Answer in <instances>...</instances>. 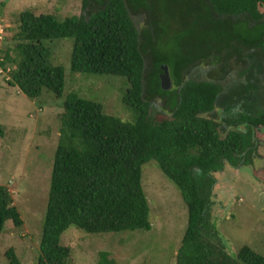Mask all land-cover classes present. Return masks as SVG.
Segmentation results:
<instances>
[{
	"label": "trees",
	"instance_id": "trees-1",
	"mask_svg": "<svg viewBox=\"0 0 264 264\" xmlns=\"http://www.w3.org/2000/svg\"><path fill=\"white\" fill-rule=\"evenodd\" d=\"M80 1V15L19 12L14 44L0 62L14 66L7 81L29 99L43 90L61 97L64 69L51 62L45 41L72 38L71 71L124 77L122 102L133 118L106 114L74 92L65 96L36 264H68L70 247L60 236L71 225L87 233L149 230L141 167L151 159L187 207L173 264H264L247 245L228 253L211 221L215 173L241 153L237 132L226 127L264 130V102L252 100L264 94V0ZM130 12L143 15L140 29ZM163 65L170 89L161 85ZM198 66L207 69L203 79L190 77ZM7 221L23 222L0 185V233ZM5 256L21 264L13 247ZM114 263L99 252L97 264Z\"/></svg>",
	"mask_w": 264,
	"mask_h": 264
},
{
	"label": "rangeland",
	"instance_id": "rangeland-1",
	"mask_svg": "<svg viewBox=\"0 0 264 264\" xmlns=\"http://www.w3.org/2000/svg\"><path fill=\"white\" fill-rule=\"evenodd\" d=\"M24 9L53 12L60 18L82 13L80 0H0V62H5V50L14 44L11 37L17 15ZM259 9L264 13V5ZM130 16L140 29L143 15L130 12ZM45 44L51 51V62L64 69V91L59 98L46 90L36 99L27 98L7 81L13 64L5 63L4 68L0 64V123L4 131L0 137V185L8 188L23 220L19 227L5 223L0 233V264H8L5 251L9 247L14 248L21 264H36L65 96L74 92L100 103L106 114L123 121L133 118L122 102L127 87L124 77L71 71L72 38ZM206 70L198 66L190 77L203 79ZM226 82L221 83L224 86ZM252 96L256 103L264 102L263 92ZM226 128L237 132L241 153L215 173L211 221L231 255L236 256L242 245L264 255V130ZM249 147H253L250 153ZM141 186L151 228L87 233L71 225L60 236V243L70 247L68 264H97L103 250L109 252L114 264H173L187 224L186 204L179 188L154 159L141 167Z\"/></svg>",
	"mask_w": 264,
	"mask_h": 264
},
{
	"label": "water",
	"instance_id": "water-1",
	"mask_svg": "<svg viewBox=\"0 0 264 264\" xmlns=\"http://www.w3.org/2000/svg\"><path fill=\"white\" fill-rule=\"evenodd\" d=\"M162 73L160 74V81L162 88L170 89L172 87V81L169 75L168 67L166 65L162 66Z\"/></svg>",
	"mask_w": 264,
	"mask_h": 264
}]
</instances>
